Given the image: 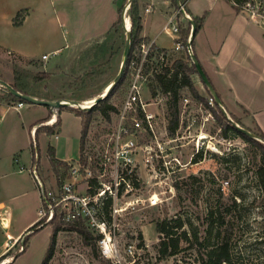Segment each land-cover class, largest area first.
Returning <instances> with one entry per match:
<instances>
[{"label":"rangeland","instance_id":"obj_1","mask_svg":"<svg viewBox=\"0 0 264 264\" xmlns=\"http://www.w3.org/2000/svg\"><path fill=\"white\" fill-rule=\"evenodd\" d=\"M142 1L149 3L151 0ZM169 1L172 9L177 11L174 1ZM179 1L181 4L185 1L184 10L193 16L201 15L195 8L205 14L211 2H215L216 7L231 8L228 0ZM129 8V0H0V76L7 77L12 73L13 83L37 95L54 89L60 99L81 101L98 91L102 94L120 68L127 29L130 30L131 25ZM178 14L184 15L179 11ZM122 15L128 21V27L121 21L113 27ZM183 19L186 21L185 17ZM178 24L180 27L187 25L183 22ZM155 25L153 22L150 28L153 30ZM201 38L202 33H195L193 45ZM164 42L167 40L161 36L158 43ZM55 49L56 52H53ZM170 52L172 60L183 57L191 62L186 48H173ZM42 54H46L45 59H41ZM38 58L42 64L46 63L44 68L47 72L39 70L43 67L38 64ZM156 61L152 59L151 75ZM151 75L144 85L142 98L154 102L148 109L156 113L157 129L165 140L162 132L168 120L166 98L161 94H151ZM191 77L193 79V75ZM46 85L47 89L44 88ZM128 85L126 75L111 95L110 101L116 111L110 112L109 118L96 111L92 113L82 143V159L99 161ZM2 87L0 85V158L10 155V159H0V200L6 199L5 195L10 196L6 201L12 207V228L9 231L16 234L31 219L34 218L35 223L39 218V192L29 169L31 154L35 157L34 162L36 158L39 161L37 176L47 188L64 182L71 161L66 167L57 165L58 172L54 171L48 155L47 163L46 146L48 142H57L54 139L57 132L40 135L36 140L29 130V119L35 105L26 103L19 112L12 107L1 108L12 104L5 101L7 97L2 95ZM202 94L204 98H209L206 90ZM183 98L188 99L187 103ZM88 101L79 104L89 105ZM178 106V139L165 145L163 157L154 160L150 171H137L141 181L132 194L147 198L156 193L158 203L150 206L137 203L133 212H122L116 219L119 263L104 258L97 243L95 246L85 244L82 237L70 228L69 224L75 222L64 223L59 219L31 233L27 229L33 224L27 226L23 231L29 232L21 238L25 242V250L20 252L19 240L13 244L8 241L6 252L9 253L2 260H6L7 264H41L52 230L61 224L63 229L56 234L48 264H201L206 252L225 237L228 239L231 262L223 264H264V207L255 173L260 163L258 148L233 132L223 135L213 115L185 89ZM226 113L225 116L234 122L237 120L239 126L258 132L252 124L246 125L236 116ZM62 117L63 128L58 135L73 136L65 154L76 160L81 158L77 153L76 137L81 134V128L76 131L77 120L69 112L62 113ZM57 125L54 123V126ZM44 131L45 127L41 126L39 133ZM145 140L146 136L142 135L139 141ZM13 158H17L18 163ZM16 166L18 171H15ZM20 167L22 170L19 171ZM11 185L14 186L12 191H4ZM209 212H213L212 215ZM219 216L225 220L223 225L219 223ZM170 217L183 221L182 227L178 228L182 237L177 253L163 255L159 252L160 235L155 230L154 221ZM2 233L0 229L1 237ZM129 243L133 246L132 253L127 249Z\"/></svg>","mask_w":264,"mask_h":264},{"label":"built area","instance_id":"obj_2","mask_svg":"<svg viewBox=\"0 0 264 264\" xmlns=\"http://www.w3.org/2000/svg\"><path fill=\"white\" fill-rule=\"evenodd\" d=\"M229 2L251 22L264 28V0H229ZM178 11L179 9L175 13L178 14ZM163 30L167 34L176 36L177 40L173 48H186L190 55L192 46L188 42L189 38L186 43L178 40L179 26L175 15L167 18ZM150 47L151 43L142 41L138 45L137 57L134 56L126 64L128 90L116 113L112 131L105 142L99 161L92 162L90 158L71 160L64 182L48 188L37 176V164L33 163L29 168L36 181L40 199L37 227H42L56 219L64 223L80 221L98 236L96 243L101 255L116 263H119L120 256L115 235L118 216L122 212H133L137 203L150 206L159 201L156 193L147 198L132 195L136 185L141 181L137 171L139 169L150 171L154 160L163 157L166 151L165 145L178 139L176 132L170 135L165 126L162 133L166 139L160 137L162 134L157 129L156 113L148 109V106L154 102L144 101L142 98L144 85L151 75L150 70L153 66V58L149 57ZM45 57L46 55L42 56ZM183 100L185 103L188 101L187 98ZM23 104L24 102L17 101L15 107L19 108ZM208 104L213 106V98L210 96ZM205 108L207 109L206 106ZM209 113L212 114L210 111ZM142 135L146 136V140L140 143ZM174 159L179 163L176 158ZM19 170H22V167ZM8 217L7 209L0 206L2 226L8 224ZM21 238L18 239L20 250L23 249ZM127 247L129 253H132V244L129 243ZM5 263L6 260L0 262V264Z\"/></svg>","mask_w":264,"mask_h":264},{"label":"crops","instance_id":"obj_3","mask_svg":"<svg viewBox=\"0 0 264 264\" xmlns=\"http://www.w3.org/2000/svg\"><path fill=\"white\" fill-rule=\"evenodd\" d=\"M184 3H182L183 9H185ZM137 4L138 7H140L138 8V13L141 19V30L139 35L142 38V41L151 43L154 46L166 49L167 51L173 50L174 42L177 40L176 36L167 34L163 30V25L170 15H175V19L178 23H187L186 26L182 27H190L191 31V25L188 19L184 15L182 16L176 14V11L172 9L169 0H151L149 3H143L142 0H137ZM175 5L177 6L176 2ZM230 6L231 8L227 6H224V8L222 6L216 7L215 2H211L205 14L202 10L195 8L199 13H201V15H204L201 17V26L196 31V34L202 33V40L199 43H195V45H193V37L191 44L192 51L211 84L213 85L215 91L217 92L221 100V104L226 112L236 116L246 125L252 124L264 132V28L251 22L245 14L239 12L235 7H233L232 4ZM121 8L122 7L119 8V13L121 12ZM185 13L190 18H194L197 15L198 17L201 16L200 14L193 16L186 11ZM183 17H185L186 21L183 19ZM153 22L156 25L152 30L150 26L153 25ZM147 25L149 26L147 27ZM161 36H164V39L167 40V42L162 44L158 43V40ZM56 50L57 49H55L53 52H56ZM43 55L46 54H42L41 59H43ZM37 62L38 64H41V68L43 67L39 70L47 72V69L44 68L46 63L42 64L39 58L37 59ZM0 78L11 85L13 84L12 73H9L7 77L0 76ZM193 80L195 81V87L198 89V91L201 94L202 92L205 93L206 89L204 90L205 87L203 88V84L196 73L195 76L193 74ZM44 88L47 89L48 86L46 85ZM99 94L100 91L90 94L78 102L94 99ZM34 96L40 99L50 100L61 98L58 94H55L54 89L44 92L40 95L36 94ZM11 103V105L5 104L1 108H4L5 106L12 107L17 112H19L20 109L27 105L24 102L21 107L16 108L15 103ZM29 105H35L33 106L34 108H32L34 113L31 115V119H29V130L30 133L34 135L36 140L40 135H51L45 133V131L35 135V130L38 127L52 126L54 125L55 120L59 118V123L57 126H55V131L57 133H53L54 139L57 140V142H48L46 146V158L47 147L50 145L54 148L55 157L57 159L63 160L66 163H69L71 160H75L72 159L71 156L65 154L67 150H69L68 144L70 143L69 141L73 138V136H61L58 135V133L63 128L62 113L66 111L67 113L69 112L71 115L75 116L78 123L75 125L77 126V132L80 128L82 129L80 116H77L74 113L70 105H65L58 108L32 103ZM51 122L54 123L51 124ZM80 136L81 134L76 136L78 137V155L80 152ZM61 140L62 142H60ZM71 143L73 144V142ZM35 146L37 147V142ZM2 158L9 160L10 155L1 157L0 159ZM13 159L14 162L16 161V163H18L17 158ZM34 159V155L31 154L29 164L32 165L33 163H39L37 158L35 162L33 161ZM47 163H49L48 158ZM15 171H18L17 166ZM13 187L14 186L11 185L10 187L4 189V191H12L11 189H13ZM8 194L10 195L11 192ZM4 197L6 199L0 200V206L7 209L9 217L8 224H6V226H2L0 224V229L3 231L2 237L0 236V255L6 252L8 241L13 244V242L17 241L20 237H23V235L28 232L27 230H23L27 226L29 227L31 224H34L35 221L34 218L31 219L26 227H22L18 233L12 234L9 231V229L12 228V207L10 204L6 203L10 196L5 195Z\"/></svg>","mask_w":264,"mask_h":264},{"label":"trees","instance_id":"obj_4","mask_svg":"<svg viewBox=\"0 0 264 264\" xmlns=\"http://www.w3.org/2000/svg\"><path fill=\"white\" fill-rule=\"evenodd\" d=\"M173 1L175 3V0ZM129 16H130V22H131L130 30H129L131 34V40H130V50H129L127 64L132 58H134V56L137 57V55L139 54V50L136 49V46L142 42L141 41L142 38L139 35L140 30H141V22H140L141 19L138 13L137 0H130ZM192 19L195 21V24H196V30H195V33H196L197 29L200 28L201 26V17H194ZM120 21L121 20H118L117 22H115L113 24V27L119 25ZM190 32H191L190 27H187V28L180 27L179 28V33H180L179 40L182 41L183 43H186L188 41ZM191 44H192V41H191ZM150 48L151 50H150L149 57L153 59L154 58L157 59L156 66L150 78V82H151L150 91L152 95L161 94L166 98V101H165L166 118L168 119L166 129L168 133L170 135H174L176 132V129L179 126L180 111H179L178 102L181 97L182 90L185 89L189 92L190 96L194 100H198L202 102L207 107V109L212 113L214 119L219 123V127L223 135L226 136L228 135V132H233L234 134L239 135L244 141L258 148V151L260 154V163L255 173H256L259 187L261 189L262 202H263V207H264V132L258 128L257 129L258 132H252L253 136H249V135L244 134L240 130H238L231 123L230 119H228L225 116V113L222 111L220 106L214 101V99H213V106H211L210 104H208V98H204L198 92V90L196 89L194 85L193 79L191 77L193 74L196 73L195 66L192 62L188 63L186 60L183 59V57H176L174 60H172V52L167 51L166 49L158 48L154 46L153 44H151ZM158 58H160V60H158ZM126 75H127V70L125 69V73L122 79L109 91L106 97L98 101L92 107L81 109L78 106H71L74 113L77 116H80L81 118L82 129H81V136H80V153H79L81 158H82L81 156L82 155L81 154L82 143L86 135L87 127L91 120L92 113L96 111L101 116L109 118L110 112L116 111L115 105L110 101L111 95L113 91L117 87H119L121 83H123ZM12 86L16 90L22 93L29 94L32 96L36 95L35 93L27 90L26 88L16 83H13ZM2 88H3L2 95L7 97V99L5 100L6 102H14V101L25 102L23 99L18 98L14 96L13 94H11L10 92H8L4 87ZM205 89L207 90L209 96L212 97L209 90L206 87ZM229 115L232 116L231 114ZM56 121L57 122H55V125L59 123V118H57ZM235 122L239 123L237 120H235ZM245 128L249 131H252L248 127H245ZM54 132H55L54 125L45 127V133L53 134ZM38 133H39V127L35 130V135H37ZM32 152H34L33 149H32ZM47 155L53 166L54 171L58 172L57 165L66 167L67 163L55 157L54 148L50 145L47 147ZM212 213L213 212H209V215H212ZM219 218H221V221L219 223L223 225L225 222L223 216H219ZM154 224H155V230L160 235L159 252L163 255L177 253L179 249V239L182 237L178 233V228H181L183 225V221L181 220V218L170 217V218L157 219L154 221ZM37 225H38V221L35 222L27 230L35 231L38 229ZM69 225H71L70 227L71 229L75 230L82 237L85 244L94 245V246L96 245L95 241L97 240L98 236H95L82 222L78 221V222H75L74 224H69ZM62 229L63 227L61 226V224H59V225H56L54 229L52 230L49 247H48L47 253L45 254L41 264H48V261L50 260L53 254L56 234L59 230H62ZM183 236L185 237V239H187L185 233H183ZM23 244H25V242H23ZM24 250H25V247H23V249L20 250V252ZM8 253L9 252L7 251L4 254L0 255V260L4 259L8 255ZM230 262H231L230 249L228 246V239L226 237L220 240V242H218V244L214 246L212 249L207 251L205 258L202 257V260H201V264H223V263H230Z\"/></svg>","mask_w":264,"mask_h":264},{"label":"water","instance_id":"obj_5","mask_svg":"<svg viewBox=\"0 0 264 264\" xmlns=\"http://www.w3.org/2000/svg\"><path fill=\"white\" fill-rule=\"evenodd\" d=\"M130 2V0H129ZM177 7L179 9L180 12H182L184 14V16L188 19L190 25H191V32H190V37H189V44H191V41L193 39V36L195 34V30H196V24L195 21L190 18L184 11L183 9V5L180 3L179 0H175ZM123 15L121 16V22L122 25L125 23V20L123 19ZM125 25V24H124ZM130 40H131V34L130 31L127 29V34H126V38L124 41V48H123V54H122V60H121V64H120V68L118 73L116 74L114 80L109 84L108 88L100 95H98L97 97H95L93 99V102L90 103L87 106H81L79 104V102L77 100H72V99H40L37 98L35 96L29 95V94H25L22 93L18 90H16L11 84H9L8 82L4 81L3 79L0 78V85L3 86L8 92H10L11 94H13L14 96L21 98L25 101V103H32V104H39V105H45V106H49V107H61V106H65V105H70V106H78V107H85V108H90L92 107L94 104H96L98 101H100L101 99H103L104 97L107 96V94L109 93V91L122 79L124 73H125V69H126V64H127V60H128V56H129V50H130ZM190 59L191 62L194 64L195 69H196V74L198 75L199 79L201 80L203 86H205L211 96L213 97L214 101L220 106V108L222 109V111L226 113L225 109L223 108L222 104H221V100L217 94V92L215 91L213 85L211 84L210 80L208 79L207 75L205 74L203 68L201 67L199 61L197 60L196 56L193 54V52L190 53ZM231 123L241 132H243L246 135L249 136H253L252 132L247 130L246 128L239 126L236 122H234L233 120H231ZM33 230H31L32 232Z\"/></svg>","mask_w":264,"mask_h":264},{"label":"bare ground","instance_id":"obj_6","mask_svg":"<svg viewBox=\"0 0 264 264\" xmlns=\"http://www.w3.org/2000/svg\"><path fill=\"white\" fill-rule=\"evenodd\" d=\"M125 26H126V28L128 27V21L126 20V18H125ZM108 86H109V84L105 87V90L108 88ZM88 102H89V104L92 103L93 102V99L92 100H89ZM82 106H87V105H82Z\"/></svg>","mask_w":264,"mask_h":264}]
</instances>
